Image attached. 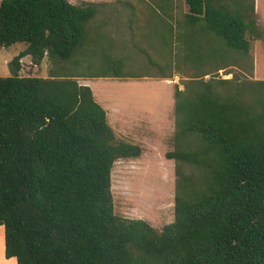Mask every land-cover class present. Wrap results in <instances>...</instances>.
Returning a JSON list of instances; mask_svg holds the SVG:
<instances>
[{
    "label": "trees",
    "instance_id": "16d2710c",
    "mask_svg": "<svg viewBox=\"0 0 264 264\" xmlns=\"http://www.w3.org/2000/svg\"><path fill=\"white\" fill-rule=\"evenodd\" d=\"M232 1L235 10L224 0H185L187 59H204V42L213 44L206 51L215 59L226 58L222 48L249 55L255 0ZM100 12L99 4L68 0L0 2V47L26 45L10 63L12 75L0 77L6 258L17 264H264V81L249 86L197 76L184 90L176 87L174 150L166 154L176 163L175 219L159 232L118 216L114 165L139 158L143 149L117 140L107 111L77 80L84 69L91 78L134 77L92 36ZM25 57L34 66L47 59L49 76H20Z\"/></svg>",
    "mask_w": 264,
    "mask_h": 264
},
{
    "label": "rangeland",
    "instance_id": "374dc122",
    "mask_svg": "<svg viewBox=\"0 0 264 264\" xmlns=\"http://www.w3.org/2000/svg\"><path fill=\"white\" fill-rule=\"evenodd\" d=\"M224 1L230 10H235L232 0ZM251 1L248 0V4ZM129 2L121 0V5L113 2L105 6L98 19L100 24H109L102 41L107 54L122 59L123 71L136 78L83 80L81 77L78 81L82 85H92L96 101L107 108L117 140L143 149L139 158L122 159L114 165L112 193L115 214L126 219L144 220L161 232L175 219L176 163L166 156L174 150L175 89L184 90L183 84L197 76L206 81L233 78L237 83L250 86L259 81L254 79L255 67L258 79L264 81V0L260 1L258 15L250 12L248 15L247 38L252 43L248 56L222 48L226 58L215 59L206 51L213 44L204 42L203 51H200L204 59L199 61L186 57L190 42L185 41V34L189 31L185 26L188 13L185 0ZM115 26L121 27L122 34L115 33ZM123 34L130 37L123 38ZM206 38L209 42L213 40L209 34ZM193 41L190 52L194 55L197 41L195 38ZM25 48L23 43L0 47V77L12 75L10 63ZM21 62L20 76L23 77L47 78L52 67L47 59L40 66L32 65L30 57L23 58ZM87 64L85 62L84 66ZM90 70L87 69L88 73ZM81 72L87 75L86 69ZM171 74H174L173 78L163 80V76ZM183 167L189 171V166ZM3 230L0 227V236ZM2 248L4 243L0 237V250Z\"/></svg>",
    "mask_w": 264,
    "mask_h": 264
},
{
    "label": "crops",
    "instance_id": "0c3cea01",
    "mask_svg": "<svg viewBox=\"0 0 264 264\" xmlns=\"http://www.w3.org/2000/svg\"><path fill=\"white\" fill-rule=\"evenodd\" d=\"M71 4L73 5H80L82 3H94V4H99L101 6V10L107 6V5H110L112 4L113 2H120L121 0H68ZM260 1L261 0H255V14L258 15L259 13V10H260ZM111 2V3H110ZM127 2H129V0H127ZM130 3V2H129ZM119 5H121L119 3ZM101 14V12L96 16L95 20H94V24L91 28V34L93 37L97 38V39H102L103 41V37L105 36L103 33H104V30H106L108 28V25L109 24H100L99 21L100 19H98V16ZM104 19V18H103ZM102 19V20H103ZM109 19V18H107ZM120 27V26H119ZM121 29V27H120ZM118 29V26H115V33H120L122 34V29L120 30ZM122 36H124L123 38H129L130 35L128 34H123ZM103 44V43H102ZM106 47V45H104ZM85 76V75H84ZM88 75H86V77H82L83 80H99V79H102V80H109V79H115V80H129V79H134L136 77H125V78H117V77H100V78H91V77H87ZM81 78V77H80ZM259 78V74H258V70L257 68L255 67V80H260L258 79ZM79 80V78L77 79ZM163 80H166V78H163ZM168 80V79H167ZM264 80V79H262ZM90 88L92 87L89 86ZM92 89V88H91ZM93 91V90H92ZM94 94V92H93ZM95 97V96H94ZM96 100V98H95ZM100 104V103H99ZM103 107V106H102ZM106 111H107V108L103 107ZM108 114V112H107ZM2 229V227H1ZM4 229V228H3ZM2 239H3V243H4V230L2 231V234L0 236ZM0 264H17V261L15 258H11V259H7L6 256H5V244H4V249L2 248L0 250Z\"/></svg>",
    "mask_w": 264,
    "mask_h": 264
}]
</instances>
